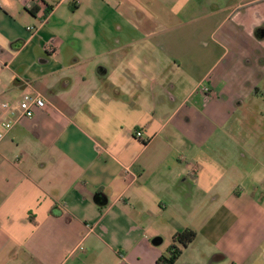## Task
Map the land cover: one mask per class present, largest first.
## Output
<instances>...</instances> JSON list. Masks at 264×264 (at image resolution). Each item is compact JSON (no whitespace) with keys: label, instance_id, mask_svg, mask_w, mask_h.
<instances>
[{"label":"crops","instance_id":"0c3cea01","mask_svg":"<svg viewBox=\"0 0 264 264\" xmlns=\"http://www.w3.org/2000/svg\"><path fill=\"white\" fill-rule=\"evenodd\" d=\"M1 1L0 100L45 107L0 141V264H158L187 229L175 264H264V180L226 129L260 92L264 0Z\"/></svg>","mask_w":264,"mask_h":264},{"label":"rangeland","instance_id":"374dc122","mask_svg":"<svg viewBox=\"0 0 264 264\" xmlns=\"http://www.w3.org/2000/svg\"><path fill=\"white\" fill-rule=\"evenodd\" d=\"M264 54V52H262ZM185 83V84H184ZM195 83V82H194ZM188 85L187 80H182V85L178 86L179 98L183 100L188 92L195 85ZM260 92L254 94L246 100L243 108L238 110L235 117L227 123L229 132V142L227 147L231 150L233 160L238 161L242 167L251 172L260 181L264 180V69L262 68V78L258 84ZM199 91H205L207 86L201 85ZM246 109V110H245ZM207 151L206 147L200 151ZM240 153V154H239ZM186 157V154L183 153ZM242 156V159H239ZM252 156L257 162H252ZM239 159V160H238Z\"/></svg>","mask_w":264,"mask_h":264},{"label":"built area","instance_id":"2783aa9c","mask_svg":"<svg viewBox=\"0 0 264 264\" xmlns=\"http://www.w3.org/2000/svg\"><path fill=\"white\" fill-rule=\"evenodd\" d=\"M27 2H34L37 5L38 14L42 19L46 18L47 2L46 0H25ZM2 1L0 0V8ZM46 50L49 53L56 54L58 48L53 43L46 45ZM45 102L40 96H26L20 101L17 107L11 106L8 102L0 100V120L2 121L3 132H0V141L5 138L7 131L11 130L22 119L32 118L37 109H43ZM141 138L143 134L138 132L136 134Z\"/></svg>","mask_w":264,"mask_h":264},{"label":"trees","instance_id":"16d2710c","mask_svg":"<svg viewBox=\"0 0 264 264\" xmlns=\"http://www.w3.org/2000/svg\"><path fill=\"white\" fill-rule=\"evenodd\" d=\"M53 8V5H47L46 16H48ZM196 237L197 233L192 229H187L176 234L173 237L172 245L168 248L167 252L159 258L158 264H175L181 257L183 250L191 245Z\"/></svg>","mask_w":264,"mask_h":264},{"label":"water","instance_id":"95a60500","mask_svg":"<svg viewBox=\"0 0 264 264\" xmlns=\"http://www.w3.org/2000/svg\"><path fill=\"white\" fill-rule=\"evenodd\" d=\"M18 43H21V42H18ZM17 45H20V47H21L22 43L21 44H17ZM95 202L99 206H106L107 203H108V199L106 198L105 195L99 194V195L96 196Z\"/></svg>","mask_w":264,"mask_h":264}]
</instances>
